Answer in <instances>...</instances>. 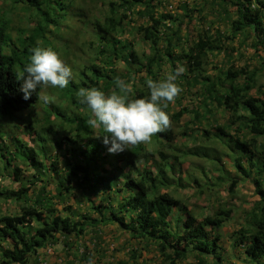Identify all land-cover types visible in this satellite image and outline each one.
I'll list each match as a JSON object with an SVG mask.
<instances>
[{
	"label": "rangeland",
	"instance_id": "rangeland-1",
	"mask_svg": "<svg viewBox=\"0 0 264 264\" xmlns=\"http://www.w3.org/2000/svg\"><path fill=\"white\" fill-rule=\"evenodd\" d=\"M114 1L117 4L116 15L122 14L123 8L119 4L123 0ZM129 1L131 4L134 3L133 0ZM150 1L154 5L152 10L155 16L165 13L179 17L177 23L170 25L168 22L161 28V31L165 33L162 35L163 39L160 43L164 66L160 71L156 72V68L153 70L156 73L154 75H157L158 78L156 80L162 79L167 72L173 71L171 68L172 58L177 61H173L176 67L182 66L185 69L182 74L184 78L182 75L179 77V85L183 91L175 103H171L168 114L182 109H186V111L178 120L171 119V128L176 134L173 143L168 144L158 138L157 142L159 143L151 140L146 143V146L149 150L152 149L156 157L158 151H165L168 155L178 157L176 163L174 161L175 164H178L177 167L170 170L173 184L169 188L196 215L202 218L220 207L233 208L232 217L218 228V232L222 235L218 253L223 256V263L264 264V256L252 259L248 256L246 249L243 246L235 245L234 241L237 231L248 224L253 207L262 200L261 195L257 192L255 178L261 181L264 189V172L258 174L255 168H251L250 176H244L237 172L234 163L238 150L233 146L232 141L236 137L247 141L254 138L245 125L248 120V111L240 105L239 110L233 112L218 104L216 100H206L205 89H203L206 82L204 84L195 82V77L199 75L192 71V67L187 72L186 68L192 63L186 62V58L183 57L189 46L201 33L215 34L218 31L223 33L224 40L218 42L219 48L208 52L205 57L202 75L219 81L226 70L244 68L248 75L240 76L237 82L244 84L247 76L253 77V88L249 93L264 100V51L261 47L255 46L256 35L251 27L245 29L242 34L232 36L230 21L236 17V9L231 5L226 6L227 13H225L220 9V0H145L142 3H136L131 12H128L129 16L124 20L126 27L120 30L123 34L117 37V40L128 41L130 49L139 57L144 54L151 55L154 52L151 42L144 39L142 33L137 30L138 27L147 26L150 23V14L146 13V9L149 7L146 6V2L150 3ZM262 1L264 2V0ZM74 4H76L74 9L86 13L83 14L85 16L81 17L69 11L68 19L61 27L62 37L58 36L54 40L58 46L54 51L73 70L74 79L70 83H73L74 90L69 85L64 89L50 88L47 91L50 95L55 96L54 103L38 102L31 110L19 113L17 119L9 117L0 119V141L5 155L3 158L0 157V190L18 189L22 184H31L29 193H32L40 191L44 184L46 193L53 197L51 203L58 213L69 216L76 214L75 219L82 215L100 219L109 215L107 208L102 204L110 203L116 206L124 196L128 195V192L123 190L125 188L124 179L120 175L119 169L111 165L115 161V153L108 151V156L100 158L98 165H103L107 171L100 169L99 172L106 175L109 180H115L116 184L109 190L105 186H100L97 192H92L80 186L76 178L70 177L66 173L67 163L74 159L66 150L69 146L65 144L67 143L65 138L73 134L71 127L75 125L53 115L49 121L52 122L55 131L43 141L38 140L36 131L25 126L26 121L29 120L34 128L41 132V126L47 123L46 119L49 115L47 111L54 107H59L67 115L73 113L84 115L90 111L86 105L80 104L79 101V106H74L68 100L65 92L70 87L71 92H76L74 93L76 96L80 87L91 88L85 83L91 76L90 65L96 63L101 67L105 66V60L110 57L111 50L109 52L105 49L103 52L100 51L102 43L97 39V25L103 21L105 11L109 6L105 0H75ZM184 6L195 9L192 21L188 20L189 17L185 14ZM26 7L20 1L0 0V17L8 21L10 35L15 43L20 34H27V30L33 26L30 23L33 24L34 11L31 7ZM255 7H257V3L252 2L248 10L252 12ZM180 21L182 24L179 23ZM178 27L182 41L175 49L174 56L164 55L162 45L167 42L166 36L171 35ZM38 42L39 45H35L33 48L43 47L44 42L42 43L40 39ZM110 44V49L113 50L115 47L118 51L123 48L122 43H115L113 40L110 41ZM141 60L142 63L146 62L144 57ZM132 66L135 69L125 75L124 80L130 82L134 90L136 86L142 85L141 80L143 79L140 76L144 73L137 70V66L134 64ZM126 68L125 61L121 59L115 61L114 69L118 74L126 73ZM103 70L106 73L110 72L108 69ZM151 78L154 79V76ZM144 83L142 86L147 85ZM196 111L199 112L198 116L197 114L195 116ZM96 130L94 131L96 132ZM255 138L258 141L257 147L261 146L262 137ZM19 141L40 152V159H43L47 165L45 170L39 171L32 168L25 161L15 148L16 142ZM60 142L61 147L58 144ZM244 162L246 163L245 160ZM152 163L153 161H150L146 165L155 172ZM137 165L142 167L143 164L138 162ZM16 168L20 169L18 180L14 173ZM235 177H238L240 182L235 192L231 193L228 186ZM59 191L62 193L61 195H59ZM105 197L107 200L103 202ZM24 204L23 199L17 200L14 196L9 197L1 194L0 214L18 213ZM181 214L175 209L174 216H172V228L179 233L182 232V222L177 218ZM85 220L87 225L81 236L72 235L66 241L63 236L56 233L58 241L50 243L48 247L39 249L37 254L31 255L29 264H87L89 257L95 260V264H166L156 245L146 246L144 242H138L132 238L129 231L120 229L116 224H100L98 226L100 229H96L93 228L95 225L91 224V221ZM8 246L6 240H0V252ZM191 251L188 252L186 259L179 260L177 264L214 263L215 256L208 255L199 259L195 256V252Z\"/></svg>",
	"mask_w": 264,
	"mask_h": 264
},
{
	"label": "trees",
	"instance_id": "trees-1",
	"mask_svg": "<svg viewBox=\"0 0 264 264\" xmlns=\"http://www.w3.org/2000/svg\"><path fill=\"white\" fill-rule=\"evenodd\" d=\"M13 1H20L21 4L32 8L34 11L33 24H30L33 26L27 30V34H20L15 43L10 35L8 21L0 17V119L5 117L17 119L19 113L31 110L39 102L36 93H33L28 100L23 98L24 94L20 91L21 82L17 80L16 76L17 70H23L24 66L30 62L33 46L39 45L37 42L40 39L42 43L44 42L43 47L57 50L58 46L54 40L58 36L62 37L61 27L68 19L69 11L81 17L86 14L74 9L75 0ZM105 1L109 7L105 11L103 21L97 25V39L102 43L100 51L103 52L105 49L109 52L111 50V55L108 60H105V66L101 67L96 63L90 65L91 76L88 82L85 81L86 85L100 88L106 94H110L111 91L116 90L115 78L124 79L125 75L135 69L132 64L137 66V70L144 73L140 76L143 79L141 80L142 85L144 81L153 76L154 80L158 79L157 75H154L156 73L153 69L156 68L157 72L164 66L160 43L163 39L162 35L165 33L161 31V28L168 22L170 25L177 23L179 17L165 13L155 16L152 10L154 6L152 1L146 2V6L150 7L146 9V13L150 14V23L147 26L138 27L137 30L142 33L144 39L151 42L154 52L151 55L144 54L139 57L130 49L128 41L117 40V37L123 34L120 30L126 27L124 20L128 18V12H131L136 3H142L145 0H133L132 4L129 0L121 1L119 5L123 8V13L120 15H116L117 4L114 0ZM220 2V9L225 13H227L226 6L231 5L236 9V17L230 21L232 36L242 34L245 29L251 27L256 35L255 46L261 47L264 51V2L262 0H220ZM252 2H256L257 7L250 12L248 8ZM151 3L152 5H150ZM184 10L189 17L188 20L192 21L195 9L184 6ZM179 23L182 24V21ZM223 37V33L219 31L215 34L201 33L184 53L183 57L186 58V62L192 63L186 69L189 72L192 67V71L199 75L194 79L196 83L204 84L206 82L203 86L206 100H216L218 104L233 112H237L240 105L248 111V120L245 125L254 138L247 141L236 137L232 141L233 146L238 150L234 163L237 172L244 176H250L251 168H255L260 174L264 172V100L249 93L253 88V77L247 76L245 83L239 84L237 79L242 75H248L244 68L226 70L219 81L202 75L205 57L208 52L219 48L218 42H221ZM166 39V44L162 45L164 55L174 56L175 49L182 41L179 27L171 35H167ZM111 40L115 43H122L123 48L120 51L116 47L114 50L110 49ZM142 57L146 58L145 63H142ZM118 59L125 61L126 73L118 74L114 69V63ZM172 59L177 62L174 58ZM173 61L172 72L177 68ZM103 69H108L110 72L106 73ZM182 77L184 78L183 75ZM201 77L202 79H200ZM177 83L179 84V78ZM142 85L134 88L133 98H147L150 95L147 85ZM69 86L74 90L73 83H70ZM70 87L65 95L74 106L78 107L77 96L74 95L76 92H71ZM170 109L171 104L165 111L168 113ZM185 111L186 109L175 113L171 112L170 118L178 120ZM47 112L49 114L46 119L47 123L41 126V132H38L29 120L26 121L25 126L36 131L38 140L43 141L55 131L52 122L49 121L51 116L56 115L67 123L75 125L71 127L73 134L65 138L67 142L65 144L69 146L66 150L74 159L66 165L67 175L76 178L80 186L92 192H97L100 186H105L107 190L112 188L116 181H111L106 175L100 173V169L101 171H106V169L103 165H98L100 158L108 156L110 145H105L102 137L107 133L102 128L95 132L88 126L87 120L91 117V111L84 115L77 113L67 115L59 107H54ZM196 114L198 116L199 112L196 111L195 116ZM154 136L152 141L156 143H159L157 142L158 138L168 144L173 143L176 138L172 128ZM259 136L262 137V143L257 147L258 141L255 137ZM58 144L60 147L62 146L61 142ZM15 148L32 168L39 171L47 168L44 160L40 159V152L36 151L34 147L19 141L16 142ZM3 156H5L4 148L0 141V157L3 158ZM114 159L115 161L111 165L119 169L120 175L124 179L125 188L123 190L128 192V195L124 196L116 206L110 203L102 204L107 208L109 215L100 219L90 215H82L75 219L76 214L69 216L58 213L51 203L53 197L46 193L44 184L40 191H33L34 193H29L31 184H22L18 189L0 190V195L14 196L17 200L23 199L25 203L20 207L18 213L0 214V240H6L9 244L0 252V264H29L31 255L37 254L39 249L48 247L50 243L58 241L56 233L63 236L66 241L72 235L81 236L87 225L85 219L91 221V224L95 225L93 228L96 229H100V227L98 228L100 224H116L120 229L129 231L132 238L138 242H144L146 246L156 245L166 264H177L179 260L186 259L191 250L199 259L213 255L215 256L213 264H224L223 256L218 253L222 237L218 228L232 217V207H220L202 218L192 212L188 205L169 188L173 184L170 170L175 169L178 165L175 164L178 160L176 155L171 156L165 151H158L156 157L146 144H140L132 150L115 153ZM150 161H153L155 172L146 165ZM7 162L9 163L8 160ZM138 162L143 164L142 167L137 165ZM19 171V168L14 169L17 180ZM254 181L262 200L253 207L248 224L237 231L234 241L235 245L243 246L246 249L249 257L257 259L264 256V189L258 178H255ZM239 182L238 177L233 178L228 186L229 192H235ZM61 194L59 191V195ZM106 200L105 197L103 202ZM175 209L182 213L177 218L182 222L181 233L175 232L172 228V216H174Z\"/></svg>",
	"mask_w": 264,
	"mask_h": 264
},
{
	"label": "clouds",
	"instance_id": "clouds-1",
	"mask_svg": "<svg viewBox=\"0 0 264 264\" xmlns=\"http://www.w3.org/2000/svg\"><path fill=\"white\" fill-rule=\"evenodd\" d=\"M31 51L30 62L16 72L23 98L28 100L36 93L39 102L54 103L55 96L47 90L67 88L74 79L73 70L52 48L37 46ZM184 71L178 66L162 79L148 78L147 98H133V85L116 77V90L110 94L97 87H80L77 100L91 111L88 126L93 130L102 128L107 133L102 137L104 144L110 145V153L132 150L171 128V118L165 109L183 91L177 80ZM87 264H95V260L89 257Z\"/></svg>",
	"mask_w": 264,
	"mask_h": 264
}]
</instances>
